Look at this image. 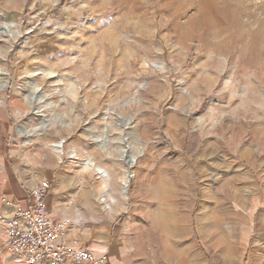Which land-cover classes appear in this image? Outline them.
Instances as JSON below:
<instances>
[{"label":"rangeland","instance_id":"1","mask_svg":"<svg viewBox=\"0 0 264 264\" xmlns=\"http://www.w3.org/2000/svg\"><path fill=\"white\" fill-rule=\"evenodd\" d=\"M30 163L122 264H264V0H0V173Z\"/></svg>","mask_w":264,"mask_h":264},{"label":"built area","instance_id":"2","mask_svg":"<svg viewBox=\"0 0 264 264\" xmlns=\"http://www.w3.org/2000/svg\"><path fill=\"white\" fill-rule=\"evenodd\" d=\"M48 181L30 190L25 208L16 207L12 217H0L7 230V244L18 264H105L107 255L98 256L88 248L68 244L72 222L53 221L47 214Z\"/></svg>","mask_w":264,"mask_h":264},{"label":"crops","instance_id":"3","mask_svg":"<svg viewBox=\"0 0 264 264\" xmlns=\"http://www.w3.org/2000/svg\"><path fill=\"white\" fill-rule=\"evenodd\" d=\"M29 166L31 167L25 170L23 177H26L27 180L30 178L33 179L34 177L37 178L39 182L48 180L51 184V190L48 192L46 197L47 214L50 219L55 222L68 219L72 222L74 226L73 229L79 227L81 220L80 216L77 217L76 214L81 215L82 213L77 206L78 204H86L88 207L92 199V195L86 192V194L82 196V199H80V195L73 191V189L70 191H65V189H63V184L66 188L67 185L70 187L71 185L73 186L74 176L71 180L60 176L52 187L53 182L50 180L54 177V174H52L50 170L42 169L40 163H30ZM15 172L16 170L4 169L3 172L0 173V217L4 216L10 218L15 214L16 207L19 206L21 208H25L28 204L30 196L29 187H27L24 184V181L21 180L23 177L18 176V172ZM31 181L35 185V181ZM110 222L112 221H109L108 224ZM116 222L117 220L114 219L113 224ZM96 224L97 222L92 223V225ZM84 229L86 239H81L79 237L71 240L68 235V242L76 247L88 248L94 251L98 256L108 255V260L105 264H122L121 261H124V257L117 254L109 243H99L100 241L93 239L91 230H87L86 228ZM76 231L77 235H79V230ZM7 242V230L2 226L0 227V264H18L14 255L9 250Z\"/></svg>","mask_w":264,"mask_h":264},{"label":"bare ground","instance_id":"4","mask_svg":"<svg viewBox=\"0 0 264 264\" xmlns=\"http://www.w3.org/2000/svg\"><path fill=\"white\" fill-rule=\"evenodd\" d=\"M62 144H58V145H56L55 146V149L58 151V152H60L61 153V151H62ZM134 159V160H133ZM132 160H131V163H130V165L131 166H134L137 162H136V158H133ZM87 166L88 167H92V166H94V164H92L91 162L90 163H87ZM97 172L99 173V174H104V172L101 170V169H97ZM132 178V176H131V174H128L127 175V179H126V182H125V185H128L129 184V181H130V179ZM167 193V192H166ZM168 197V196H167ZM103 201H105V199L103 200ZM108 207V206H107ZM109 209V208H108ZM170 212V211H169ZM165 213L166 214H169L168 213V210H166L165 211ZM171 213V212H170ZM173 215V214H172ZM165 216H167V215H165ZM169 216V215H168ZM167 216V217H168ZM167 217L165 218V219H167ZM174 220H175V218H173ZM173 220V221H174ZM176 222V221H175Z\"/></svg>","mask_w":264,"mask_h":264},{"label":"water","instance_id":"5","mask_svg":"<svg viewBox=\"0 0 264 264\" xmlns=\"http://www.w3.org/2000/svg\"><path fill=\"white\" fill-rule=\"evenodd\" d=\"M129 163H131V159L129 160ZM127 186H128V185H125V186H124V187H125V190L127 189Z\"/></svg>","mask_w":264,"mask_h":264}]
</instances>
